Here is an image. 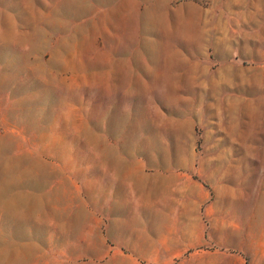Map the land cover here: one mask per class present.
I'll return each mask as SVG.
<instances>
[{"label":"rangeland","instance_id":"obj_1","mask_svg":"<svg viewBox=\"0 0 264 264\" xmlns=\"http://www.w3.org/2000/svg\"><path fill=\"white\" fill-rule=\"evenodd\" d=\"M0 264H264V0H0Z\"/></svg>","mask_w":264,"mask_h":264}]
</instances>
